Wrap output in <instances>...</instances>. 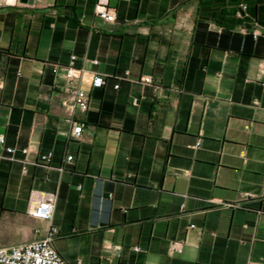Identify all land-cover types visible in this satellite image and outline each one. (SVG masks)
Here are the masks:
<instances>
[{"label":"crops","instance_id":"0c3cea01","mask_svg":"<svg viewBox=\"0 0 264 264\" xmlns=\"http://www.w3.org/2000/svg\"><path fill=\"white\" fill-rule=\"evenodd\" d=\"M96 2L0 0V248L52 224L69 264H264V0H112L115 23Z\"/></svg>","mask_w":264,"mask_h":264},{"label":"built area","instance_id":"2783aa9c","mask_svg":"<svg viewBox=\"0 0 264 264\" xmlns=\"http://www.w3.org/2000/svg\"><path fill=\"white\" fill-rule=\"evenodd\" d=\"M112 0H97L94 14L96 17L108 22L115 23L116 21V8L111 5ZM240 19L248 17V6L245 3L239 5V10L236 13ZM255 38L258 35H254ZM76 56H72L66 73L65 79V91L71 99L70 103H66L65 106L69 112L79 111L82 114H86L90 109V95L82 87V79L84 68L76 67ZM94 65L98 64V61L92 62ZM144 82L147 84L152 83V78H144ZM105 79L100 74H95L91 80V89H100L104 86ZM119 88L118 85L115 86ZM138 100H134L137 104ZM73 129L69 138L79 140L82 137L84 131V125L80 122L73 121ZM0 143L4 144V137L0 138ZM199 145V144H198ZM13 149H7L8 154H12ZM25 153L27 151H24ZM52 154L49 153L42 157L43 161L50 162ZM72 157H68L70 162ZM55 211V201L53 199L35 201L31 204L29 209V216L40 221L52 223L53 215ZM194 228V226H192ZM59 236V230L57 227L50 225L43 239L36 240L31 243L14 245L8 248H0V264H69L64 260L55 248V240ZM185 243L183 241H174L170 245L171 253H179L183 250ZM135 251H139L135 248Z\"/></svg>","mask_w":264,"mask_h":264},{"label":"water","instance_id":"95a60500","mask_svg":"<svg viewBox=\"0 0 264 264\" xmlns=\"http://www.w3.org/2000/svg\"><path fill=\"white\" fill-rule=\"evenodd\" d=\"M22 2H26V3H28V4H30V5H33L34 4V1L35 0H21Z\"/></svg>","mask_w":264,"mask_h":264}]
</instances>
